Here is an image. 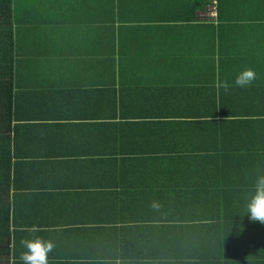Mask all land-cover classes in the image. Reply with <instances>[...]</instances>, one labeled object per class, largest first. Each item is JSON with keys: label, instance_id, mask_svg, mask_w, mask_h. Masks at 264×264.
Returning <instances> with one entry per match:
<instances>
[{"label": "crops", "instance_id": "obj_1", "mask_svg": "<svg viewBox=\"0 0 264 264\" xmlns=\"http://www.w3.org/2000/svg\"><path fill=\"white\" fill-rule=\"evenodd\" d=\"M11 10L0 264L37 236L54 244L47 264H264V225L247 216L264 176V0Z\"/></svg>", "mask_w": 264, "mask_h": 264}, {"label": "clouds", "instance_id": "obj_2", "mask_svg": "<svg viewBox=\"0 0 264 264\" xmlns=\"http://www.w3.org/2000/svg\"><path fill=\"white\" fill-rule=\"evenodd\" d=\"M256 79V70L252 67H245L236 75L234 84L237 87L246 89L251 87ZM216 87L217 90L222 88L225 92H228L232 85L224 80L218 82ZM247 216L250 222H259L264 225V176L257 179L255 190L247 204ZM21 246L26 249L19 256L21 264H47L48 253L53 249L54 244L52 241H46L37 236L31 239H22Z\"/></svg>", "mask_w": 264, "mask_h": 264}, {"label": "trees", "instance_id": "obj_3", "mask_svg": "<svg viewBox=\"0 0 264 264\" xmlns=\"http://www.w3.org/2000/svg\"><path fill=\"white\" fill-rule=\"evenodd\" d=\"M11 14V0H0V60L5 53L3 46H6L9 51L10 45H12L13 27L11 24ZM4 130H6L4 124H0V207L6 206L1 194L4 192L1 190L2 185L5 187L9 186V171L7 170V167L1 165L3 157L6 156L1 151V146L4 143ZM5 172L7 175L6 177H4ZM2 211L5 213V209ZM0 216L5 218L6 214H1Z\"/></svg>", "mask_w": 264, "mask_h": 264}, {"label": "built area", "instance_id": "obj_4", "mask_svg": "<svg viewBox=\"0 0 264 264\" xmlns=\"http://www.w3.org/2000/svg\"><path fill=\"white\" fill-rule=\"evenodd\" d=\"M205 15L208 16L210 19H216L217 18V13H216V2H213L212 6L207 9L205 12Z\"/></svg>", "mask_w": 264, "mask_h": 264}]
</instances>
